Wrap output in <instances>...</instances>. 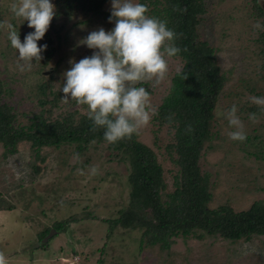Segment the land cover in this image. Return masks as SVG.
Returning a JSON list of instances; mask_svg holds the SVG:
<instances>
[{"label": "rangeland", "instance_id": "obj_1", "mask_svg": "<svg viewBox=\"0 0 264 264\" xmlns=\"http://www.w3.org/2000/svg\"><path fill=\"white\" fill-rule=\"evenodd\" d=\"M51 2L57 9L55 0ZM16 3L18 0H0V22H11L23 42L34 29L14 16L12 5ZM205 3L207 10L197 33L215 47L226 82L214 108L213 145L203 150L199 164L209 175V206L229 203L234 209H244L255 199L264 200V156L255 154L260 147L264 149V109L250 102L252 96H264V30L253 27L264 22L252 0ZM259 4L264 10V2ZM104 11L111 13V0L103 3ZM88 16L80 9H74L70 16L56 13L37 42L38 46L47 45L43 59L33 60L31 71L19 70L18 52L11 46L7 31L0 28V100L13 106L15 124H26L40 111L48 118L67 111L87 113V105L74 100L64 104L60 89L66 82L63 73L71 67L69 61L79 62L94 51L79 41L100 27L106 31L114 27L109 14ZM85 18H90L89 22L81 21ZM50 47L51 55L43 62ZM165 58L166 77L138 85L148 89L153 110L168 91L173 73L183 64L179 56ZM41 83L46 85L49 99L43 104L39 100ZM232 105L237 106L246 133L243 142L229 136L234 129L226 113ZM250 113H256L255 121L249 119ZM136 134L156 151L166 181L164 192L171 190L177 165L166 144L173 140L172 129L155 124L151 118ZM16 148L4 154L0 142V251L5 253L7 264H69L71 260L75 264H96L98 260L101 264H264V235L234 241L207 233L201 237L179 235L168 249H160L158 245H140L142 228L114 225L110 229L108 219L128 204L130 184L128 162L115 156L107 141L93 140L82 151L74 143H62L41 146L36 154L27 140L19 141ZM92 166L98 170L95 175L89 171ZM8 204L12 207L6 208ZM65 218L66 229L54 231L43 241L55 229L53 224ZM41 242L46 244L41 246Z\"/></svg>", "mask_w": 264, "mask_h": 264}, {"label": "trees", "instance_id": "obj_2", "mask_svg": "<svg viewBox=\"0 0 264 264\" xmlns=\"http://www.w3.org/2000/svg\"><path fill=\"white\" fill-rule=\"evenodd\" d=\"M105 1L55 0L56 13L70 16L74 9H80L88 17L111 15L107 11L102 13ZM252 1L264 22L263 8L258 0ZM138 2L147 5L148 15L167 21L168 28L179 34L174 43L181 52L176 56L183 60L181 68L187 79L184 80L178 70L173 73L168 91L151 116L155 124H166L172 129L173 140L166 144V149L177 168L173 174V188L164 192L163 167L150 145L141 141L137 134L116 143L107 142L115 156L128 162L130 184L128 204L118 211L116 217L108 219L109 228L114 225L142 228L140 245H158L160 249H168L179 235L184 238L191 235L201 237L207 233L233 241L264 235L263 199H255L247 208L238 210L229 203L209 206L212 197L209 175L201 170L199 157L206 147L213 145L211 140L216 135L212 130L214 108L226 76L217 61L215 47L207 39H200L197 33V25L207 10L205 0ZM89 20L81 19L85 22ZM51 52L52 47L44 55L43 62ZM45 87L44 83L38 86L42 104L49 101ZM2 92L0 79V96ZM189 125L193 129L191 132L187 131ZM104 131L89 120L87 113L76 115L74 111L54 118H48L43 111L34 112L26 124L17 125L13 106L0 100V142L4 146V154L15 152L17 143L22 140L29 141L36 154H39L41 146H59L62 143H74L75 148L82 151L93 140L105 141ZM260 149L255 152L256 156H264V149ZM5 207L12 206L8 204ZM67 223L65 218L56 221L53 226L59 232L66 229ZM48 230L40 232L39 239ZM45 244L41 242L39 245ZM96 264H101V260Z\"/></svg>", "mask_w": 264, "mask_h": 264}, {"label": "clouds", "instance_id": "obj_3", "mask_svg": "<svg viewBox=\"0 0 264 264\" xmlns=\"http://www.w3.org/2000/svg\"><path fill=\"white\" fill-rule=\"evenodd\" d=\"M12 12L23 22L27 21L34 31L21 42L19 31L11 22H0V28L7 31L11 46L18 52L19 70L31 71L33 60L40 62L47 49L46 44L38 46L37 42L45 36L56 15L55 5L51 0H18L12 5ZM148 12L147 5L137 0H111L109 22L114 27L108 31L100 27L81 39L79 44L94 50L92 55L79 62L71 59L70 69L63 73L66 82L60 89L64 93L62 102L68 104L74 100L78 105H87L89 120L97 128L105 129L104 139L108 143L130 139L149 123L154 112L150 93L145 86L136 85L146 80H163L168 72L165 57L181 52L174 43L179 34L168 28L167 21ZM253 27L264 30L259 22ZM178 74L187 79L183 68ZM250 102L264 109V96H252ZM237 112V106L232 105L226 113L234 129L229 136L243 142L246 133ZM249 119L255 121L256 113H250ZM187 131H193L191 125ZM77 171L85 174L83 169ZM89 171L95 175L98 170L92 166ZM0 264H7L3 251H0Z\"/></svg>", "mask_w": 264, "mask_h": 264}, {"label": "water", "instance_id": "obj_4", "mask_svg": "<svg viewBox=\"0 0 264 264\" xmlns=\"http://www.w3.org/2000/svg\"><path fill=\"white\" fill-rule=\"evenodd\" d=\"M54 231H57L56 229H54V228H52V231L51 232H49L46 236H45V238H44V240L43 241H45L48 237H50L52 234H53V232Z\"/></svg>", "mask_w": 264, "mask_h": 264}, {"label": "built area", "instance_id": "obj_5", "mask_svg": "<svg viewBox=\"0 0 264 264\" xmlns=\"http://www.w3.org/2000/svg\"><path fill=\"white\" fill-rule=\"evenodd\" d=\"M69 264H75L74 260L69 261Z\"/></svg>", "mask_w": 264, "mask_h": 264}]
</instances>
